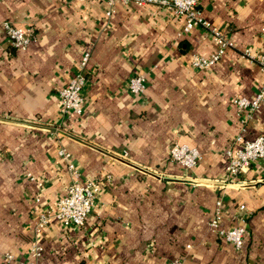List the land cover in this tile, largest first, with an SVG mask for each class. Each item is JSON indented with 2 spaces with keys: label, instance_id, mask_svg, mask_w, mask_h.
<instances>
[{
  "label": "crops",
  "instance_id": "1",
  "mask_svg": "<svg viewBox=\"0 0 264 264\" xmlns=\"http://www.w3.org/2000/svg\"><path fill=\"white\" fill-rule=\"evenodd\" d=\"M198 9L231 43L206 71L190 58L217 50L211 30L183 32L164 8L119 4L109 16L101 0H0V264L28 263L35 245L38 264H264V159L224 178L236 138L264 134V103L251 113L234 104L264 85V0ZM7 21L34 28L26 49L12 46ZM86 52L83 112L62 113L59 92ZM135 74L146 77L141 94L127 87ZM175 142L198 148L201 162L173 161ZM60 148L102 191L83 227L38 228L72 181ZM218 202L222 229L246 205L241 249L209 226Z\"/></svg>",
  "mask_w": 264,
  "mask_h": 264
},
{
  "label": "built area",
  "instance_id": "2",
  "mask_svg": "<svg viewBox=\"0 0 264 264\" xmlns=\"http://www.w3.org/2000/svg\"><path fill=\"white\" fill-rule=\"evenodd\" d=\"M78 2H87L90 0H75ZM107 5L106 13L111 16L117 10V6L135 5H155L159 8L173 12L176 16L184 19L183 32H190L194 28L204 26L211 30L212 36L218 45V48L209 56L193 54L190 58V66L198 70H210L218 64L226 55L230 47V40L224 31L205 20L198 9L199 0H101ZM5 32L11 40L12 46L17 50L26 49L35 38L34 28L32 26L18 27L12 22L5 23ZM91 55L86 52L79 62V71L59 92L60 108L62 113L72 111L79 116L83 112L85 97L84 87L87 83L85 70L89 64ZM264 72V54L256 57ZM128 90L133 94H141L146 89V77L143 74H135L128 80ZM264 103V85L259 92L252 98L236 97L234 104L238 111L249 110L250 113L257 110ZM60 158L65 162L67 171L71 174L72 181L65 195L60 197L56 206L41 213L36 220L38 228L46 227L50 221L56 220L64 227L73 226L83 227L86 224L89 213L96 206L99 195L102 191L101 182L97 179H83L80 169L74 162L71 153L65 148H60L58 152ZM171 159L186 168L192 169L203 159L201 151L186 143L175 142L171 148ZM228 163L225 170V180L231 182L238 176L248 170L255 162L264 159V134L259 135L253 140L244 139L238 136L236 140L226 150ZM110 176H108L109 179ZM40 201V197L37 198ZM221 202H218V208L211 219L209 226L211 230L224 238L237 249H241L245 244L246 238V218L242 213L246 210L245 204H240L237 223L229 229H222L220 226L222 213L220 210ZM43 253V247L33 246L31 250V260L28 263L19 264H38L37 260ZM8 262L15 261L12 253L5 255ZM169 264H183L182 260L175 259Z\"/></svg>",
  "mask_w": 264,
  "mask_h": 264
}]
</instances>
